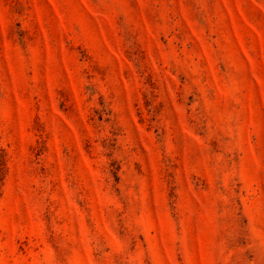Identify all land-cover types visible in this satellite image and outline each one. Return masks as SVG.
<instances>
[{
  "label": "rangeland",
  "instance_id": "374dc122",
  "mask_svg": "<svg viewBox=\"0 0 264 264\" xmlns=\"http://www.w3.org/2000/svg\"><path fill=\"white\" fill-rule=\"evenodd\" d=\"M0 264H264V0H0Z\"/></svg>",
  "mask_w": 264,
  "mask_h": 264
}]
</instances>
